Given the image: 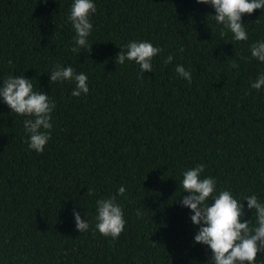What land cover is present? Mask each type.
I'll return each instance as SVG.
<instances>
[{"label": "trees", "instance_id": "trees-1", "mask_svg": "<svg viewBox=\"0 0 264 264\" xmlns=\"http://www.w3.org/2000/svg\"><path fill=\"white\" fill-rule=\"evenodd\" d=\"M93 2L92 52L73 53L74 0H0V87L24 76L56 105L51 139L37 153L28 117L0 97V264H212L211 249L194 242L181 182L205 165L201 177L244 203L242 222L257 226L245 198L264 203V88L251 87L264 62L250 50L264 40V11L242 17L248 40L236 41L197 0ZM132 41L163 50L142 78L135 61L115 62ZM56 64L86 74L89 92L74 97V81L51 84ZM121 186L126 225L114 241L95 229L96 201ZM74 209L87 232L76 228Z\"/></svg>", "mask_w": 264, "mask_h": 264}, {"label": "clouds", "instance_id": "clouds-1", "mask_svg": "<svg viewBox=\"0 0 264 264\" xmlns=\"http://www.w3.org/2000/svg\"><path fill=\"white\" fill-rule=\"evenodd\" d=\"M197 3L212 6L215 9V15H212L214 20L223 25L224 29L230 30L236 41L248 40L242 17L245 14L252 15L257 9L264 11V0H197ZM96 11L93 0H74L71 5L67 19L75 31L71 48L73 53H80L81 49L92 52L93 45L88 43V38L93 29L90 18ZM259 22L260 20L256 23ZM225 34L222 30L221 36ZM250 50L252 58L264 62V40L254 42ZM162 51L150 42L132 41L127 45V51L122 49L116 56L115 62L123 65L126 60L135 61L140 66L142 78L143 73L153 71L152 61ZM173 59L169 55L165 63L171 64ZM231 67L238 68L235 60ZM175 70L180 77L192 82V73L183 65H177ZM64 81L75 82L76 87L71 93L74 97L89 92L86 74L75 72L71 66L54 65L50 73V83ZM251 87L256 90L264 88V73L259 75ZM33 88L31 80L24 76H8L0 87V97L12 113L28 117L23 124L29 135V148L43 153L51 139L52 113L56 105L46 92H36ZM204 170L205 165L199 164L185 171L181 182L183 192L190 193L180 201L181 206L191 209L194 213L191 220L198 226L194 242L211 249L212 264H256L258 254L264 253V203L259 202L256 195L245 198L247 208L253 211L257 223L256 227H250V220L242 222L245 216L244 203L241 204L227 190L220 191L217 195L216 180L210 176L202 178ZM125 191V187L121 186L115 195L96 201L95 229L114 241L120 237L126 225L124 211L117 203V196H123ZM85 194L92 196L94 190L88 189ZM73 215L76 228L80 232H87L90 227L88 221L82 219L75 209Z\"/></svg>", "mask_w": 264, "mask_h": 264}]
</instances>
